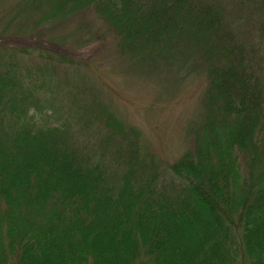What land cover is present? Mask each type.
Here are the masks:
<instances>
[{
	"label": "trees",
	"instance_id": "obj_1",
	"mask_svg": "<svg viewBox=\"0 0 264 264\" xmlns=\"http://www.w3.org/2000/svg\"><path fill=\"white\" fill-rule=\"evenodd\" d=\"M99 31L159 97L202 78L173 162L59 70ZM0 42V264H264V0H17Z\"/></svg>",
	"mask_w": 264,
	"mask_h": 264
},
{
	"label": "rangeland",
	"instance_id": "obj_2",
	"mask_svg": "<svg viewBox=\"0 0 264 264\" xmlns=\"http://www.w3.org/2000/svg\"><path fill=\"white\" fill-rule=\"evenodd\" d=\"M14 1L17 0H0V17L3 14H12ZM88 21L95 26L100 24V20L91 11H84L74 14L62 24H55V32L51 34L56 37L67 34L84 37L81 24ZM102 32H97L93 36V43L76 53L67 51L72 55V64L74 59L75 62L81 60L82 64L70 68L59 64V70L73 72L75 78L92 85L93 90L99 92L102 101L114 115H118L126 125L137 128L143 147L147 148L156 160L162 164L173 162L190 145L186 131L190 120L197 116L200 108L202 78L198 76L184 82L166 84L168 90L159 97L158 82L144 78L139 71L132 69V65L122 55H118L115 46L110 48L112 43L108 40H98L97 35ZM47 35L46 32L42 33L38 38L35 37V40H45L46 43ZM13 45L8 42L7 50ZM35 63L38 64L39 60L33 56L22 57L20 62L21 65ZM68 117L66 110L59 113L57 110L49 112L48 109L35 116L39 126L69 121ZM242 168L247 171L244 163ZM241 264L247 262L242 261Z\"/></svg>",
	"mask_w": 264,
	"mask_h": 264
}]
</instances>
